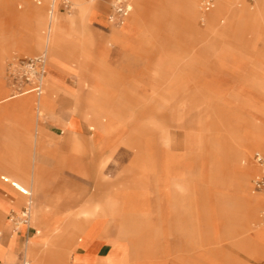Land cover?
<instances>
[{"label": "rangeland", "instance_id": "rangeland-1", "mask_svg": "<svg viewBox=\"0 0 264 264\" xmlns=\"http://www.w3.org/2000/svg\"><path fill=\"white\" fill-rule=\"evenodd\" d=\"M129 1L134 8L121 23L110 19L113 0L56 4L60 15L79 16L80 32L67 42L56 93L46 98L40 122L75 135L43 142L54 150L53 187L32 197L42 218L34 226H59L38 250L43 263L66 264L91 216L121 227L114 238L125 243L129 264H264V242L256 238L264 227V200L242 197L236 185L240 168L251 165L250 192L264 194L254 187L260 168L253 157L264 151L255 147L245 160L242 148L246 141L264 145L260 13L251 10V27L242 36L228 21L238 5L205 20L199 0L200 13L188 25L181 13L160 7L165 0H145V13L130 24L137 5ZM52 5L0 0V81L9 95L15 93L11 62L30 55L20 53L21 21L44 26ZM45 96L44 87L41 96L18 97L32 99L38 117L37 102ZM14 191L23 197L16 213L30 207V225L29 196ZM23 259L36 264L29 253L18 262Z\"/></svg>", "mask_w": 264, "mask_h": 264}, {"label": "crops", "instance_id": "crops-1", "mask_svg": "<svg viewBox=\"0 0 264 264\" xmlns=\"http://www.w3.org/2000/svg\"><path fill=\"white\" fill-rule=\"evenodd\" d=\"M144 1L145 0H135L137 6L134 15L128 19L130 24H133L137 18H141L145 13ZM52 2H54V0H52ZM113 2L111 3L112 9ZM239 2L243 3L245 7H248L243 0H217L216 8L224 7L227 9L228 6L238 5ZM77 6L82 8V4ZM51 7L52 11L49 9V16L51 13L55 14L54 30L48 33V26L50 25L49 16L48 23L44 26L40 25L39 27L33 26L32 19L24 18L21 21V29L17 36L18 42L20 43V53L30 55H35L33 54L35 51L30 50L27 44H44L45 38L52 39L57 45L55 51L61 60V63L49 62L51 71L49 75H47L44 84L46 96L43 99L40 98L37 102L38 117L35 113L36 109L33 106L32 99L21 100L18 96L7 94V87L0 81V97L9 96L8 99L0 100V264H19L20 262L18 261L21 260L25 252L26 254L29 252H32L33 255L37 254L36 264H44V260L41 255H39L38 250L43 245H46V234L59 227L56 224L53 225V228H38L34 226V221H40L42 218L39 215L41 206L38 201L35 202L32 197L34 194L38 196L41 193H45L44 189L53 187V182L49 180V175L53 173L52 157L54 150L43 142L55 138L61 141H69L75 134L70 132L68 128V133L60 134L58 132H53L46 123L43 125L40 122V117L46 108V98L54 96L56 93L59 77L57 71L63 64L67 42L70 41L74 33H79L80 30L79 16L64 17L57 11V6L54 7V5H52ZM160 7L164 10L181 13L183 19L186 20V22L188 20V25L194 24L197 19V3L194 0H165L164 4L160 3ZM239 10L240 7L238 6L234 10L233 16L229 17L228 21H232L234 24ZM256 10L260 13V17L262 18L264 6H262V8H256ZM249 15L247 30L251 27L253 21L251 18L252 12ZM59 17L64 20H61ZM126 28L127 26L125 25L123 29L117 30L115 33L122 32V30L124 31ZM258 31L259 30H257V32ZM256 36L260 37V33L258 32ZM3 70L4 65L2 59H0V73L3 72ZM67 120L64 124L65 127H67ZM42 146L43 148L39 149V147ZM255 147H257L255 144L246 141L242 145L244 155L248 157V153ZM11 182H15L20 188L27 190L29 193L31 192V198L28 197V202L31 201L32 204L31 224L38 229L35 234H32L31 224H17L13 226L11 223V221H13L11 219L12 212H17L19 208L15 202H21L23 198L14 191L20 192L12 186ZM7 183H9L12 188L9 187ZM236 185L241 188L242 197H248L257 201L264 200V194H251L249 181L241 179L239 172L237 174ZM63 187L64 186H61V188ZM21 194L24 195L23 193ZM67 217H69L70 221L76 223L78 221L77 217L72 214H69ZM49 219L52 218L49 217ZM87 220L90 222H87ZM108 220V218L105 219L106 222H108ZM85 221L86 222L83 224L80 223L85 225L86 228L81 232H77V244L73 247L70 259L66 264L130 263L129 253L128 249L125 247V243L119 242L114 238V236L116 237L121 234L118 233L119 231L117 229V227L120 229L121 227L112 221L111 223H106L99 218H95L91 221V216L86 217ZM122 226L127 229L129 225L122 224ZM112 227L117 229L116 234L110 232ZM257 232V240L264 242V227ZM237 243L236 246H239L242 242L239 241Z\"/></svg>", "mask_w": 264, "mask_h": 264}, {"label": "built area", "instance_id": "built-area-1", "mask_svg": "<svg viewBox=\"0 0 264 264\" xmlns=\"http://www.w3.org/2000/svg\"><path fill=\"white\" fill-rule=\"evenodd\" d=\"M216 1L217 0H200V8L202 12L205 14L212 11L216 6ZM249 1L256 2V0ZM131 11L132 4L129 0H114L113 14L110 15V19L111 21L121 23ZM8 73L10 84L15 92L13 96L28 93H34L37 96H40L44 92L46 57L43 53L23 56L19 55L11 62ZM254 161L260 168V174L254 180V187L256 190H262L264 189V153L260 151L255 152ZM11 184L24 195H30L27 190L20 188L15 182H11ZM11 219L20 224H28L30 220V207H23L19 214L13 211ZM19 264H29V262L23 259Z\"/></svg>", "mask_w": 264, "mask_h": 264}, {"label": "bare ground", "instance_id": "bare-ground-1", "mask_svg": "<svg viewBox=\"0 0 264 264\" xmlns=\"http://www.w3.org/2000/svg\"><path fill=\"white\" fill-rule=\"evenodd\" d=\"M58 1L59 0H54V2H53L54 7L56 6ZM194 1H196L197 5H198L197 6L198 14H196V16L198 17V15L200 13V10L198 8L199 7V0H194ZM81 4L82 3L80 2L78 5H81ZM238 6L240 7V10L238 12L239 14L237 15V19L234 21V26H233V28L231 30H233L235 33L237 31H240L242 36H243V32L245 30L247 31V24H248V21H249V17H250L249 14L251 13V10L252 9H256V8H262V6H264V0H256L255 5H250V7L249 6L245 7L244 4L241 3V2H239ZM133 8H134V6H132V9ZM215 8H216V6H215ZM225 11H227V9L224 8V7H219V8L213 9L212 11L204 14V19L206 20V18H205L206 14L210 15V16H214V15H216L218 13H223ZM49 18H50L49 19L50 20V25L48 26V33L50 31L54 30V28H55V14L51 13ZM257 30H259L258 32L260 33V37L264 39V14H263V17L260 18L259 21L257 22ZM211 31H212L211 28H208L207 29V34H209ZM56 46L57 45L55 44V42L52 39H50V38H45L44 44H41V43L27 44V47L30 50H33V51H36V49H41V48L44 49V52H41L46 57V76L44 78V84H45V80H46V77H47V74H48V70H49V63H48L49 62V58H51V61H53V62L60 63V58L58 57V54L55 51L56 50L55 49ZM18 96H21V95H18ZM8 97L9 96H2V97H0V100L8 99ZM261 139H262V142L264 144V136ZM256 146L259 149L264 151V145L263 146L262 145L261 146L260 145H256ZM247 159H248V157H246L245 160H247ZM253 169H254V167L251 166V165H247L246 167L240 168L239 174L241 175V179L249 181V176H251V172L253 171ZM29 194H30L29 198H31V192ZM28 204L31 206V209H32L31 201L28 202ZM22 226H25V225H22ZM58 228L59 227H57V228H55L53 230H56ZM51 241L55 242L56 240H51ZM49 242L50 241H48V239H47L46 244L49 243ZM29 254H31V257L33 258L34 261L37 260L36 259L37 258V254L33 255L32 252H29ZM27 256H28V254H27Z\"/></svg>", "mask_w": 264, "mask_h": 264}]
</instances>
